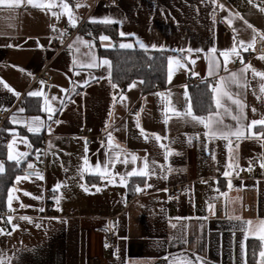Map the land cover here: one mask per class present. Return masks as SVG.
Listing matches in <instances>:
<instances>
[{
  "label": "crops",
  "instance_id": "obj_1",
  "mask_svg": "<svg viewBox=\"0 0 264 264\" xmlns=\"http://www.w3.org/2000/svg\"><path fill=\"white\" fill-rule=\"evenodd\" d=\"M33 2L45 7L0 6V111H10L0 127V136L6 138L0 144L4 168L0 174L8 163L17 169L0 210L7 214L0 218L3 264H257L264 251L260 239L264 236L260 223L264 221V126L249 130L248 125L264 118V93L260 92L264 80L254 77L251 70L264 73V59L259 58L264 53L246 56L238 48L243 63L230 55L227 71L221 53L240 41L251 42L254 30L255 44L264 43L260 38L264 35V0ZM64 3L68 9L62 8ZM48 4L54 6L48 8ZM221 4L223 10L218 7ZM92 18L113 22H90ZM84 22L114 26L120 41L115 43L107 35H82L78 29ZM102 36L109 39L101 40ZM53 40L65 46L53 48ZM121 44L168 53L174 61L171 80L167 59L161 87L144 91L141 81L134 80L123 89L114 88L111 62L97 50ZM213 48L215 53L210 51ZM176 59L185 67L177 68ZM104 60L109 64H103ZM246 65L251 68L238 76L241 86L225 81V88L245 107L241 111L226 101L231 115L221 112L223 125L212 124L213 128L228 126L224 131L240 129L243 135L239 139L235 135L229 139L206 136L204 124L184 113L190 105L193 116L215 119L217 93L213 88L221 77L239 74ZM40 73L51 77V82L42 84ZM194 76L211 90L213 109L206 114L195 111L193 98L198 92L190 85ZM245 79L247 87L242 86ZM134 82L136 86L130 88ZM33 91L42 95H28ZM121 95L126 99L121 101ZM33 100L38 104L32 107L38 112L26 113L24 103ZM173 108L181 115H174ZM30 127L39 131H29ZM81 130L92 134L87 152ZM109 133L118 149L109 148ZM30 134L37 135L45 148V171L33 172L38 175L19 172L39 167L38 144H32ZM120 149V160L127 159V164L116 160ZM10 153L15 159H9ZM126 153L137 160L133 162ZM247 168L252 172L241 178L240 172ZM133 169L150 174L128 176ZM25 176L17 183V177ZM137 187L142 190L136 191ZM176 187L180 197L168 199L166 191ZM110 228L116 232L113 248L104 247Z\"/></svg>",
  "mask_w": 264,
  "mask_h": 264
},
{
  "label": "snow or ice",
  "instance_id": "obj_2",
  "mask_svg": "<svg viewBox=\"0 0 264 264\" xmlns=\"http://www.w3.org/2000/svg\"><path fill=\"white\" fill-rule=\"evenodd\" d=\"M249 2H251V0H249ZM22 3H26L27 5H31L33 7H40V8H43L45 7V5L43 4H36L33 2V0H0V6H3V7H6L8 9H12V8H18L22 5ZM212 3L215 4L216 3V0H212ZM54 5L53 4H48L46 5V7L48 8H51L53 7ZM80 5H77V7H79ZM219 8H221L222 10L224 9V5H218ZM62 8L63 9H68L69 6L64 3L62 4ZM262 11H264V9H261ZM238 15V14H237ZM59 18V17H58ZM69 20L71 23H73V26L75 24V21L73 19V17L71 16V14H69ZM90 22H102V23H111L113 21L111 20H103V21H96L94 18L90 19ZM249 27H251V25H249ZM124 33L121 32V36H123ZM261 40H264V35H261ZM109 38L106 37V36H102L101 37V40H108ZM138 43H140L138 41ZM256 43V34H255V30H254V35H253V39L251 42H249L248 44H245L243 41H240L239 42V45H236L234 44L233 48L230 50V51H225V52H222L221 55L225 58V61H224V70L227 71V63H228V58L230 55H235V56H238L241 58V63H243V58L241 57V54H240V51H238V48L240 49H243V51H248L249 48H252ZM121 48H131L132 45L131 44H121L120 45ZM140 47L142 48H145L146 47L140 43ZM155 47V46H153ZM160 50H163V49H160ZM180 51H183V50H180ZM188 53H189V56L191 55V52L192 50L191 49H188L187 50ZM212 53H215V49H211L210 50ZM260 59H264V56H261L259 57ZM184 59H188V57H184ZM168 61H169V81L171 80V76H172V70H171V66L173 64V58L172 57H169L168 58ZM192 63H195V61H191ZM103 64H109V61L107 60H104L103 61ZM175 64L177 66V68H180V67H185L184 64L181 63L180 59H176L175 60ZM92 66H95V65H88V67H92ZM216 67L219 68V62L217 61L216 62ZM251 68V65H246L244 68H242L240 70V73H230V75L228 77H221L220 78V84L217 85L216 88H213V92L214 93H217V95L214 97V101H215V107L217 109L216 113H215V119L213 116H209L207 118H203V117H195L192 115V111H191V106L189 105L187 111L184 113V115H188V116H192V119L194 120H197L199 123H202L204 124L205 128L208 129V132L205 133L206 136H210V137H217V136H220L221 138L223 139H229V136L231 135H235L237 137V139L240 138L241 135H243V131L240 130V129H237L236 131H231V130H228V131H224L223 128H227L228 126L224 125L223 128H213L212 127V124L213 123H216V124H219V125H223V119H222V116H221V112L224 114V115H231V111H230V108L226 105V101H231L232 104L234 105H237L241 111L243 110V108L245 107L241 101L238 99V98H235L233 93H231L230 91H228L226 88H225V81L228 80V81H231L235 84H237V86H241L240 85V81L238 79V76H241L243 75L244 73H246L249 69ZM252 72H253V76H259L262 80H264V73H260V72H256L255 69H251ZM212 73L210 72V75ZM141 83H143L141 81ZM5 87H8L6 84L4 85ZM114 88L116 87V85H112ZM135 82L130 85V88L131 87H135ZM243 87H247V80L245 79L244 81V84L242 85ZM9 91H12V89L9 88ZM260 92L261 93H264V84H261L260 86ZM28 95L30 96H40L42 95L41 92L39 91H33V92H30ZM157 95L159 96H162L164 97L165 94L163 93H157ZM238 95V94H237ZM185 97L187 98V92H185ZM261 98H264V97H261ZM55 99V98H53ZM115 99V97H114ZM124 99H126L123 95L120 96V100L123 101ZM47 111H49L50 113H54V110L49 108V109H46ZM20 111H23V109H21ZM173 111V114L176 115V116H180L181 113L175 111V109L173 108L172 109ZM253 112H255V109H253ZM166 117H167V113H166ZM52 116L51 114L49 115V119H51ZM37 121L39 120V118H35ZM232 119L233 120H238V117L233 115L232 116ZM57 123H59V121H57ZM165 123H167V118L165 120ZM257 125H260V126H264V118L260 119V120H253L251 121V123L248 125V129L250 130L251 128L257 126ZM137 126L139 127V116L137 115ZM29 131H39V128H29ZM141 134L144 135V138L145 139H148L149 136L148 134L144 133V130L141 129ZM255 135V134H253ZM264 135V134H262ZM154 139H156L157 141H160V137L158 135H155L154 136ZM112 140H113V137H112V134L109 133L108 134V146L110 149H112L113 147L115 148H119V146H113L112 145ZM191 140V138H190ZM231 144V141L229 140V145ZM87 142L85 141V152H87ZM9 147L11 148V145H9ZM161 147H165L163 144H161ZM231 151V149H229ZM123 150L120 149L118 152H117V155H116V160L118 162H121V163H125L127 164L128 163V160L127 159H124V160H120V152H122ZM168 155H171V151L168 150L167 152ZM18 155H27V153H24V154H18ZM126 156H131V160L133 162H135L137 160V157L133 154H130V153H126L125 154ZM9 159L12 160V159H15V157H13L11 155V153L9 154ZM17 163H19V160L17 159L16 161ZM111 162V161H110ZM84 163L87 164L88 163V160H87V157L85 156L84 158ZM29 168H33V165L32 164H29L28 165ZM97 168L100 167V165H97L96 166ZM261 167H264V163L261 164ZM105 168H107V165H105ZM144 168L147 169L148 168V162H147V158L144 159ZM4 171V168H3V164L0 163V173H2ZM150 173L146 170H136V169H133L131 172L127 173L128 176H147L149 175ZM33 175H38L37 173H33ZM225 176H228L229 173L228 172H225L224 173ZM28 177L25 176V177H17V183L20 182L21 179H27ZM124 182V177H121V183ZM229 186L231 187V184L229 182ZM60 187V185H57L56 189H54V191L58 190ZM87 190V189H85ZM99 191V189H97ZM142 189H140L139 187H137L136 191H141ZM12 191H15V189H13ZM24 195H29V193L25 192ZM34 199L36 197H33ZM14 199V197L11 195V191H10V194H9V197H8V205H9V210H12L11 209V203H12V200ZM18 199V197H17ZM57 203H59V198H57ZM21 207H24V205H21ZM41 211H43V209H40ZM20 219H24V220H29L30 218L28 217H20ZM238 219V218H237ZM8 223H11L12 222V218L9 217L8 218ZM248 224H250L251 222H246ZM261 225H264V221H261L260 222ZM0 234H4L3 233V229H0ZM10 234V233H8ZM260 239L264 240V236H261ZM260 256L261 257H264V251H261L260 252ZM197 260H199V257H197ZM0 264H3V260H0ZM184 264H192L191 261H184Z\"/></svg>",
  "mask_w": 264,
  "mask_h": 264
},
{
  "label": "trees",
  "instance_id": "obj_3",
  "mask_svg": "<svg viewBox=\"0 0 264 264\" xmlns=\"http://www.w3.org/2000/svg\"><path fill=\"white\" fill-rule=\"evenodd\" d=\"M78 31L86 37H97L99 35L109 36L115 43L120 41L117 37L114 26H106L99 24H90L84 22ZM98 55L106 57L111 62V79L112 82L121 89L125 88L134 80H140L143 83L144 91H151L156 87H161L166 77V62L168 53L160 51H143L136 47L121 48L112 47L109 49L98 48ZM197 89L198 95L193 98V104L196 113L206 114L213 109L211 90L209 85L199 86ZM36 103V104H35ZM37 101L33 100L30 103H24L26 113H37ZM32 144H40L37 135H29ZM37 142V143H36ZM2 155V154H1ZM17 169L12 163H8L6 171L0 174V210L4 207L5 195L9 186L12 184L13 177Z\"/></svg>",
  "mask_w": 264,
  "mask_h": 264
},
{
  "label": "built area",
  "instance_id": "obj_4",
  "mask_svg": "<svg viewBox=\"0 0 264 264\" xmlns=\"http://www.w3.org/2000/svg\"><path fill=\"white\" fill-rule=\"evenodd\" d=\"M107 3H109V1H107ZM64 46L65 44L59 45V43L56 40H53L52 42L53 48L61 49ZM244 53L246 56H252V55L264 53V43H257L252 48H249L248 51H244ZM38 76L42 84H49L51 82V77L47 75H42L40 73ZM214 82L215 81L212 80L211 83L214 84ZM201 83H202V79L198 76H194L190 80V85L194 89L198 88L201 85ZM134 111L136 112L137 109H134ZM9 114H10V111H6V112L0 111V127L3 123V120H5ZM79 135L83 138L84 142L85 141L87 142V145L90 144L92 134L89 130H81ZM5 143H6V138L3 136H0V144H5ZM37 160L39 161V167L37 169H20L19 172L20 173H27V172L33 173L36 171H40V172L45 171V148H44L43 143L37 149ZM250 172H252V168H247L244 171L242 170L240 172V177L245 178V174L250 173ZM180 195H181V190L178 187L166 191V197L170 200H176L180 197ZM6 216L7 214L5 211H0V218H4ZM115 244H116V232L114 229L110 228L107 232L106 242L104 243V247L113 248Z\"/></svg>",
  "mask_w": 264,
  "mask_h": 264
},
{
  "label": "rangeland",
  "instance_id": "obj_5",
  "mask_svg": "<svg viewBox=\"0 0 264 264\" xmlns=\"http://www.w3.org/2000/svg\"><path fill=\"white\" fill-rule=\"evenodd\" d=\"M257 264H264V261H262V257H260V261H258Z\"/></svg>",
  "mask_w": 264,
  "mask_h": 264
}]
</instances>
